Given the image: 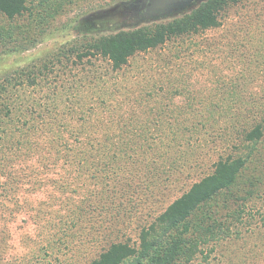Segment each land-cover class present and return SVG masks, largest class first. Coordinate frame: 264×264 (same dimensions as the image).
Segmentation results:
<instances>
[{
    "label": "trees",
    "instance_id": "16d2710c",
    "mask_svg": "<svg viewBox=\"0 0 264 264\" xmlns=\"http://www.w3.org/2000/svg\"><path fill=\"white\" fill-rule=\"evenodd\" d=\"M78 1L45 0L34 10L29 0H0V56L34 48L48 25ZM244 1L201 0L194 9L110 31L107 26L122 18L124 6L98 11L89 21L104 28L64 45L55 54L58 70H67L63 58L69 62L74 56L83 67L103 59L108 74H118L139 53L219 28L223 17ZM259 1L264 9V0ZM246 48L231 49V56ZM241 57L246 68L237 81L224 84L222 92L188 97L183 106L175 105V99L184 92L160 99L155 86L144 95L140 90L135 101L116 99L134 97L138 87L133 84L115 85L106 96L104 77L88 75L90 70L72 83L100 86L97 96L69 97L75 90L71 86L64 89V100L31 101L27 90L51 80L54 70L48 73L45 64L7 71L0 76V167L36 160L50 171L64 170L54 183L72 193L70 200L76 194L81 200L80 209L69 216L73 224L68 230L91 221L79 239L84 243L90 235L93 241L97 237L99 254L91 264H194L201 258L210 263L221 246L222 264L259 263L264 257V46ZM252 84L260 85V91L249 92ZM222 122L233 123L222 133ZM210 149L216 157L213 172L152 214L153 206L166 201L161 199L189 179L192 170L208 165ZM140 208L148 213L138 240H119Z\"/></svg>",
    "mask_w": 264,
    "mask_h": 264
},
{
    "label": "rangeland",
    "instance_id": "374dc122",
    "mask_svg": "<svg viewBox=\"0 0 264 264\" xmlns=\"http://www.w3.org/2000/svg\"><path fill=\"white\" fill-rule=\"evenodd\" d=\"M42 1L45 0H29L28 5L36 10ZM135 1H78V6L69 7L53 24L48 25L44 39L34 48L11 55L2 53L0 76L7 71L27 66L42 67L47 64L48 73L54 70L51 80L42 82L37 88L27 90L26 94L31 101L44 102L51 98L50 101L55 102V98L64 100V89L73 86L72 80L75 78L81 80L82 76H87V70H90L88 75L104 77L102 80L106 83L104 92L106 96L110 95L115 85L120 88L121 86L131 87L128 84H133L138 87L136 93H131L134 97L117 96L116 99L127 100L128 98L135 101L141 97L136 96L140 94V90L144 95L155 86L161 93L160 99L169 98L178 90L184 92V95H178L175 99V105L183 106L188 102V97L203 98L210 92H222L227 88L224 84L228 85L237 81V77L242 75L240 72H244L241 70L245 69L246 65L243 66L240 63L243 60L241 56L251 57L257 48L263 49L264 9L259 0H245L243 4L223 17L219 28L202 32L185 41L168 43L152 52L139 53L118 74L111 71L108 74L109 66L103 59L98 62H94L95 59H93L92 65L87 63L83 67L75 63L78 59L74 56L69 62L63 58L67 70H58L59 63L55 54L64 45L72 44L81 37H92L91 31L94 28H104L98 23L93 24L89 21L93 15L95 16L98 11L123 8L126 4ZM99 6L103 7L97 8ZM197 6L194 5L192 8ZM145 23V20L131 22L130 18L123 13L122 18L109 23L106 30L129 29ZM244 45L248 48L241 49L231 56V49L238 50V47ZM52 62L55 64L53 65ZM77 85L78 87L73 86L75 90L72 93L69 92V97L80 93L84 98L88 96L91 99L101 90L96 84H91L88 88H84L83 83ZM49 86H54L56 89L48 90ZM260 88L258 84L248 87L249 92H258ZM66 104L68 103L60 104V111L65 109ZM231 123L233 122H222V133L225 126ZM226 151L222 145L220 153L224 154ZM209 153L212 158L209 163L206 162L208 165L203 170L199 168L196 173L192 170L193 175L189 179H184L161 199L166 201L153 206L152 214L155 211L164 210L194 182L213 172L211 164L216 159L215 150L210 149ZM63 175H65L63 169L50 171L36 160L20 165L12 163L7 168L0 167V264H91L97 257L99 254V249L96 248L98 242H95L97 237H94L93 241L91 238L94 235H90L84 243L80 241L84 232L83 228L89 227L91 221L80 222L78 228L68 230L73 224L69 216L80 209L81 200L78 194L70 200L72 193L63 192L60 185L54 183V180L60 179ZM161 186L162 189H168L163 184ZM147 213V209L140 208V214L135 220L127 221L126 236L120 237L119 240L130 239L131 243H135L138 240L139 225L147 221ZM63 231L66 234L75 233L77 237L73 240ZM210 259V263L204 262L201 258L194 264H202V262L222 264V246L211 254ZM250 264H264V257L259 263L256 259H252Z\"/></svg>",
    "mask_w": 264,
    "mask_h": 264
},
{
    "label": "water",
    "instance_id": "95a60500",
    "mask_svg": "<svg viewBox=\"0 0 264 264\" xmlns=\"http://www.w3.org/2000/svg\"><path fill=\"white\" fill-rule=\"evenodd\" d=\"M192 0H136L135 2L125 5L126 13L135 14L145 12L146 14L170 16L178 12L179 7H183ZM198 2H201L199 0Z\"/></svg>",
    "mask_w": 264,
    "mask_h": 264
},
{
    "label": "flooded vegetation",
    "instance_id": "af4514ba",
    "mask_svg": "<svg viewBox=\"0 0 264 264\" xmlns=\"http://www.w3.org/2000/svg\"><path fill=\"white\" fill-rule=\"evenodd\" d=\"M199 0H192V1H190V2H188V4H186L185 6H183V7H179L178 8V11H180V10H185V9H188V8H192V6H194L197 2H198ZM129 5H127V7H128ZM124 10H123V12H120L121 14H126L129 18H130V21L131 22H141V21H146V20H152V19H158V18H164L163 16H159V15H152V14H146L145 12H142V11H140V12H137V13H135V14H129L128 15V13H126V8H125V6H124V8H123ZM171 16V15H170ZM165 17H167V16H165Z\"/></svg>",
    "mask_w": 264,
    "mask_h": 264
}]
</instances>
